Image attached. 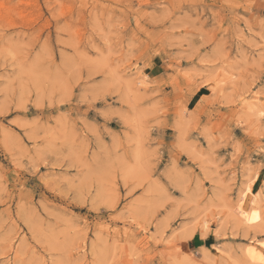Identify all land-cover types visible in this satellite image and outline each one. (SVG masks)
Listing matches in <instances>:
<instances>
[{"label":"rangeland","instance_id":"1","mask_svg":"<svg viewBox=\"0 0 264 264\" xmlns=\"http://www.w3.org/2000/svg\"><path fill=\"white\" fill-rule=\"evenodd\" d=\"M261 171L264 0H0V264H264Z\"/></svg>","mask_w":264,"mask_h":264},{"label":"bare ground","instance_id":"2","mask_svg":"<svg viewBox=\"0 0 264 264\" xmlns=\"http://www.w3.org/2000/svg\"><path fill=\"white\" fill-rule=\"evenodd\" d=\"M246 187V186H245ZM245 191L249 192V189L248 187L245 189ZM251 193V192H250ZM252 194V193H251ZM255 194V193H254ZM258 194V192L256 193V195ZM246 196V195H245ZM256 197V196H255ZM258 197V196H257ZM241 199L243 200V197H241ZM240 200V199H239ZM251 203H256V200L255 198L253 197V199H251ZM241 202H240V205L237 207V213H239V215L245 220V222L247 223H255L256 221L260 220L261 217H260V213L258 211L257 208L254 207H251L252 209L247 212L245 211L242 206H241ZM257 205V204H256ZM244 222V223H245Z\"/></svg>","mask_w":264,"mask_h":264},{"label":"crops","instance_id":"3","mask_svg":"<svg viewBox=\"0 0 264 264\" xmlns=\"http://www.w3.org/2000/svg\"><path fill=\"white\" fill-rule=\"evenodd\" d=\"M258 175H259L258 176L259 178L257 179L255 185L259 187L264 182V171H261ZM248 195L249 196L246 197L247 199L245 198L243 200V204H244L245 200L246 201H248V200L250 201L252 195L250 193ZM206 241H207L206 237L203 238V237H201L198 234H193L191 239L186 240V242H185L186 244L185 245H187L189 247V249H190V248L198 247V246H201V245H206Z\"/></svg>","mask_w":264,"mask_h":264},{"label":"trees","instance_id":"4","mask_svg":"<svg viewBox=\"0 0 264 264\" xmlns=\"http://www.w3.org/2000/svg\"><path fill=\"white\" fill-rule=\"evenodd\" d=\"M249 195H247L246 197H248Z\"/></svg>","mask_w":264,"mask_h":264}]
</instances>
